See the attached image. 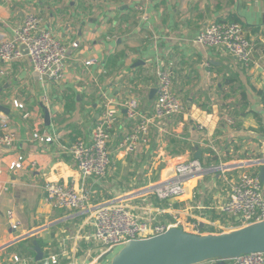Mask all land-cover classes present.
Listing matches in <instances>:
<instances>
[{"label": "crops", "instance_id": "obj_1", "mask_svg": "<svg viewBox=\"0 0 264 264\" xmlns=\"http://www.w3.org/2000/svg\"><path fill=\"white\" fill-rule=\"evenodd\" d=\"M136 4L135 0H0V38L13 39L25 16L35 12L43 17L44 29L64 43L79 44L69 51L60 84H44L27 54L11 65L0 61V72L5 71L0 74V115L9 118L17 133L13 146L0 147V264H16L15 257L30 258L21 264H40L32 250L35 241L44 257L59 254V264H104L93 238L91 213L47 204L48 182L76 189L85 184L94 205L121 202L142 217L162 208L168 211L160 216L162 221L174 215L183 223L216 232L223 222L219 207L226 193L215 179L203 181L215 173L188 180L182 196L162 202L146 192L164 176L134 189L137 167L145 171L147 164L156 168L167 161L173 170L180 162L196 160L195 146L202 154L199 161L207 167L264 161V0H148L146 20ZM224 20L239 21L253 41L252 65L196 42L208 25ZM164 70L173 74L174 91L185 107L170 121L175 133L163 122L153 127L151 141L141 151L123 153L120 144L137 123L127 118L124 105L136 99L140 112L150 113L155 101L150 93ZM15 101L25 109L15 107ZM110 101L115 112L109 144L114 168L103 181L84 182L68 148L79 139L90 141L96 120ZM36 131L55 139L34 141ZM208 143L216 144L220 158L203 145ZM183 149V154H174ZM21 156L22 168L11 170V163ZM260 168L252 170L259 174ZM9 211L21 223L17 231L11 229ZM20 245L23 250L16 251Z\"/></svg>", "mask_w": 264, "mask_h": 264}, {"label": "built area", "instance_id": "obj_2", "mask_svg": "<svg viewBox=\"0 0 264 264\" xmlns=\"http://www.w3.org/2000/svg\"><path fill=\"white\" fill-rule=\"evenodd\" d=\"M135 9L147 19L145 7L148 0H135ZM44 19L35 12H29L23 23L15 32L13 39L0 38V61L11 65L26 54L29 56L33 69L38 73L44 84H60L65 79L67 59L70 49H77L78 43L67 44L58 39L53 32L43 28ZM196 42L209 49H222L230 53L238 62L245 66L252 65L254 43L247 36L245 29L236 22H217L208 25L196 38ZM95 61L86 62L90 66ZM0 74H5L1 71ZM156 94L152 112L145 114L139 110V101L131 99L125 103L126 115L129 120H137L130 132L120 144V149L126 154H136L142 147L149 144L153 127L168 119H173L185 112V107L173 88V74L164 70L158 74ZM15 107L24 110L25 106L17 101ZM112 102L105 105L104 113L96 120L90 141L79 139L68 151L73 156L78 169L86 182L93 178L98 182L106 179L112 164L109 152L115 112ZM26 112L24 118L28 119ZM233 124L232 119L227 120ZM200 129L204 127L200 126ZM32 139L41 143H51L53 136H44L36 131ZM17 140V133L5 115H0V147H11ZM215 157L221 154L215 143L203 144ZM24 157L11 163L10 169H21ZM263 160L223 163L216 167L205 168L199 160H188L178 163L165 180L150 187L146 193H151L162 202L182 196L186 183L192 178H204L215 173L224 186L226 199L219 207L223 216L228 218L215 227L217 234L246 227L264 221V182L259 174L252 170L253 166L263 165ZM45 201L53 208L72 213L90 212L94 228L93 238L100 247L99 259L109 264L110 256L117 253L128 242L150 239L162 235L172 228L183 229L189 233L202 234L197 223H183L177 216L172 220L162 221L160 216L168 211L156 208V212L148 210V215L142 217L133 212L121 202L109 201L94 205L92 192L84 184L80 189L64 184L48 182L44 186ZM11 229L19 230L21 223L13 211L8 212ZM204 229V228H203ZM208 234V233H205ZM30 260V258H27ZM26 258L15 257L16 264L25 263ZM59 254H49L40 264H59ZM230 264H264V253H252L228 260Z\"/></svg>", "mask_w": 264, "mask_h": 264}, {"label": "water", "instance_id": "obj_3", "mask_svg": "<svg viewBox=\"0 0 264 264\" xmlns=\"http://www.w3.org/2000/svg\"><path fill=\"white\" fill-rule=\"evenodd\" d=\"M155 94L156 89H152L150 98ZM192 151L196 160L201 159L198 146L192 147ZM259 178L264 182V164ZM32 250L36 253V261L41 262L44 253L37 241ZM252 253H264V221L220 234H195L172 228L150 239L128 242L109 264H202L211 261L226 264L228 260Z\"/></svg>", "mask_w": 264, "mask_h": 264}, {"label": "rangeland", "instance_id": "obj_4", "mask_svg": "<svg viewBox=\"0 0 264 264\" xmlns=\"http://www.w3.org/2000/svg\"><path fill=\"white\" fill-rule=\"evenodd\" d=\"M144 102H147V103H150V101L149 100H144ZM152 112V111H151ZM174 119H177V118H174ZM173 119H171V120H168V121H165L166 122V125L168 126V130L170 131V132H173V133H175L174 131H173V129L171 128V125H170V121H172ZM164 122V123H165ZM233 127H231V128H234L235 129V125H232ZM237 126V128H238V125H236ZM151 138H152V136L150 137V141H151ZM235 147H237V145L236 146H234L233 147V149H235ZM232 149V150H233ZM239 149H240V151H244L243 150V147H239ZM231 154H232V156L233 157H237V155H236V152L233 150V152H231ZM241 156V155H240ZM137 168H139L137 171H136V173H135V176H136V179H137V181L135 182L136 184L134 185V189H137V188H140L143 184H144V182L145 181H147L148 180V184H149V180H151L152 182L154 181V180H156L158 177L159 178H161V176H164V178L163 179H166L168 176H166L167 174H168V172L170 171V170H172V168H173V165L170 167L169 166V163L167 162V161H165L164 163H162V164H159V165H157L156 166V168H154L152 165H150V164H147L146 165V170L144 171V170H141L140 169V166H138ZM205 168H208L207 166H205ZM110 172V171H109ZM146 175H147V177H146ZM211 178H213V179H215V183L217 184V185H219V186H221L222 188L224 187L223 185H222V182H221V180H220V178H219V175L218 174H212L211 176H208V177H205L204 179H203V181L204 182H206L207 180L209 181V183L211 182ZM128 182V181H127ZM149 186V185H148ZM21 250H23V245H20L17 249H16V251H20L21 252ZM115 254H113L112 256H110V260L112 259V257L114 256Z\"/></svg>", "mask_w": 264, "mask_h": 264}, {"label": "trees", "instance_id": "obj_5", "mask_svg": "<svg viewBox=\"0 0 264 264\" xmlns=\"http://www.w3.org/2000/svg\"><path fill=\"white\" fill-rule=\"evenodd\" d=\"M236 22V23H240L239 21H237V20H230V21H228V20H224V21H221V22ZM175 141L174 140H172L171 141V144H173V145H175ZM185 149L186 150H189L190 149V145L188 146V145H185ZM185 149H183L182 151H176V150H174V154H178V153H182L183 154V152H185ZM111 160H112V164H111V166H110V169L111 170H113V168H114V158L112 157L111 158ZM167 176V175H166ZM222 220H223V222L225 223V222H227L228 221V218L226 217V216H222ZM202 234H205V233H208V234H211V233H213V234H217V232H213L212 230H210L209 232H207L206 231V229L204 228V229H202V232H201Z\"/></svg>", "mask_w": 264, "mask_h": 264}]
</instances>
